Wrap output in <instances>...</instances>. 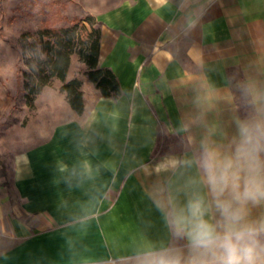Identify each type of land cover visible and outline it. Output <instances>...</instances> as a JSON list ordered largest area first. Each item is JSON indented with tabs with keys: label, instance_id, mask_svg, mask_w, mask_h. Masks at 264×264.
I'll use <instances>...</instances> for the list:
<instances>
[{
	"label": "crops",
	"instance_id": "1",
	"mask_svg": "<svg viewBox=\"0 0 264 264\" xmlns=\"http://www.w3.org/2000/svg\"><path fill=\"white\" fill-rule=\"evenodd\" d=\"M69 10L96 22L99 65L116 74L121 94L103 96L74 55L67 79L82 80L84 112L76 113L62 92L53 123L0 140V199L15 207L17 226L0 264H96L145 236H160L159 214L145 195L150 180L128 170L129 162L152 163L177 149L169 130L195 110L198 83L215 92L208 119L230 130L234 82L256 59L246 33L264 31V0H222L191 31L176 30L182 19L170 0H69ZM85 118L92 130L80 128ZM84 161L99 168L95 178L67 183L60 166ZM113 162L115 176L105 167ZM86 213L98 216L75 222Z\"/></svg>",
	"mask_w": 264,
	"mask_h": 264
},
{
	"label": "clouds",
	"instance_id": "2",
	"mask_svg": "<svg viewBox=\"0 0 264 264\" xmlns=\"http://www.w3.org/2000/svg\"><path fill=\"white\" fill-rule=\"evenodd\" d=\"M170 4L182 19L176 30L191 31L222 0ZM246 35L256 59L234 82L237 109L230 130L208 119L215 92L196 84L195 110L169 130L177 138V149L163 152L152 163L139 158L129 162L128 170L150 180L145 195L159 214L161 235L145 236L96 264H264V31ZM6 55L0 65L14 68L18 55L10 49ZM19 56L28 61L25 69L33 72L59 64L55 53L51 56L57 64L50 62V53L40 44L21 50ZM92 126L87 118L80 124L84 130ZM83 142L91 143L92 136ZM9 144L14 146L11 138ZM105 167L114 176L119 171L114 162ZM59 170L67 173L69 184L94 179L99 172L88 161L71 169L61 165ZM108 198L105 192L103 199ZM14 208L7 198L0 199V241L11 240L16 232L11 222ZM96 216L86 213L75 222L86 224Z\"/></svg>",
	"mask_w": 264,
	"mask_h": 264
},
{
	"label": "rangeland",
	"instance_id": "3",
	"mask_svg": "<svg viewBox=\"0 0 264 264\" xmlns=\"http://www.w3.org/2000/svg\"><path fill=\"white\" fill-rule=\"evenodd\" d=\"M69 11V0H0V61L7 59L9 49L18 55L14 68L0 65V140L8 135L19 140L22 131L50 125L54 121L52 116L62 111V91L57 80L44 88L49 96H43V90L35 97L33 106L27 104L24 76L30 70L25 69L26 60L19 52L41 45L40 33L44 29L70 27L80 20ZM7 244L8 241H0V251Z\"/></svg>",
	"mask_w": 264,
	"mask_h": 264
},
{
	"label": "trees",
	"instance_id": "4",
	"mask_svg": "<svg viewBox=\"0 0 264 264\" xmlns=\"http://www.w3.org/2000/svg\"><path fill=\"white\" fill-rule=\"evenodd\" d=\"M88 23L91 27L86 25ZM95 24L94 19L87 16L70 27L46 28L40 33V43L44 50L50 53V62L57 64V60L51 56L55 53V57L59 58V64L55 69L43 66L39 72L25 73L24 91L28 105L33 106L35 97L54 80H59L62 82L61 91L66 93L69 106L78 114L84 112L82 80L67 79L74 54H77L80 61L86 64L85 75L103 96L116 98L121 94L116 74L111 69L99 65L101 33Z\"/></svg>",
	"mask_w": 264,
	"mask_h": 264
}]
</instances>
